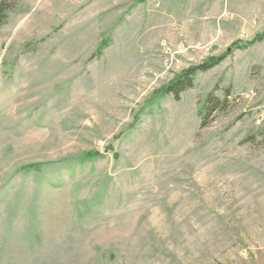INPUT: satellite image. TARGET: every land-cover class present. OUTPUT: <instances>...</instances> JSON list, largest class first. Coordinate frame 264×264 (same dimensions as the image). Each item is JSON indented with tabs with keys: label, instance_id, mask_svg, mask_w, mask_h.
<instances>
[{
	"label": "rangeland",
	"instance_id": "obj_1",
	"mask_svg": "<svg viewBox=\"0 0 264 264\" xmlns=\"http://www.w3.org/2000/svg\"><path fill=\"white\" fill-rule=\"evenodd\" d=\"M0 4V264H264V0Z\"/></svg>",
	"mask_w": 264,
	"mask_h": 264
},
{
	"label": "trees",
	"instance_id": "obj_2",
	"mask_svg": "<svg viewBox=\"0 0 264 264\" xmlns=\"http://www.w3.org/2000/svg\"><path fill=\"white\" fill-rule=\"evenodd\" d=\"M9 10L8 7H5L4 4H0V22H4L6 18V12ZM263 39V38H262ZM105 46V44H101L99 47V53L101 52L102 48ZM246 46V45H244ZM239 49L244 48L243 46H238ZM230 54L227 52L221 57L214 58L212 57L209 59L207 62L192 67L188 70H185L180 74L172 83L168 84L166 87L163 88L162 93L160 91L158 93H155V97L158 96L159 94H162V96L166 95H173L176 100H180V95L181 93L185 92L188 88H191L193 86V78L196 74L200 72H207L217 66H219L222 62L226 60V58ZM208 109L206 110L209 112H212L215 110L216 105L212 102V97L208 99ZM208 114V113H207ZM102 157V155L98 154L97 152H88L82 156L83 159H95ZM43 165H37V171L41 169ZM29 169V168H27Z\"/></svg>",
	"mask_w": 264,
	"mask_h": 264
}]
</instances>
